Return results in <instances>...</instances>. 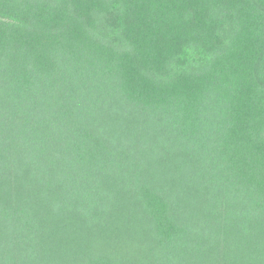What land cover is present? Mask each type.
I'll return each instance as SVG.
<instances>
[{"label":"trees","instance_id":"1","mask_svg":"<svg viewBox=\"0 0 264 264\" xmlns=\"http://www.w3.org/2000/svg\"><path fill=\"white\" fill-rule=\"evenodd\" d=\"M0 264H264V0H0Z\"/></svg>","mask_w":264,"mask_h":264}]
</instances>
